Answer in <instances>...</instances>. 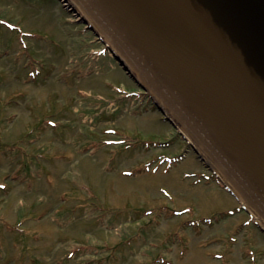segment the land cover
<instances>
[{
    "label": "rangeland",
    "instance_id": "obj_1",
    "mask_svg": "<svg viewBox=\"0 0 264 264\" xmlns=\"http://www.w3.org/2000/svg\"><path fill=\"white\" fill-rule=\"evenodd\" d=\"M65 5L0 0V264H264L250 215Z\"/></svg>",
    "mask_w": 264,
    "mask_h": 264
},
{
    "label": "water",
    "instance_id": "obj_2",
    "mask_svg": "<svg viewBox=\"0 0 264 264\" xmlns=\"http://www.w3.org/2000/svg\"><path fill=\"white\" fill-rule=\"evenodd\" d=\"M62 1L264 227V0Z\"/></svg>",
    "mask_w": 264,
    "mask_h": 264
}]
</instances>
